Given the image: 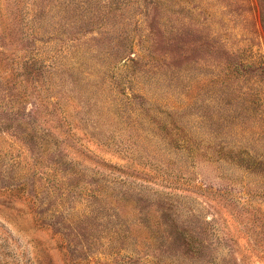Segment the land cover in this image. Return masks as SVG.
<instances>
[{
  "label": "rangeland",
  "instance_id": "obj_1",
  "mask_svg": "<svg viewBox=\"0 0 264 264\" xmlns=\"http://www.w3.org/2000/svg\"><path fill=\"white\" fill-rule=\"evenodd\" d=\"M0 264H264V0H0Z\"/></svg>",
  "mask_w": 264,
  "mask_h": 264
}]
</instances>
